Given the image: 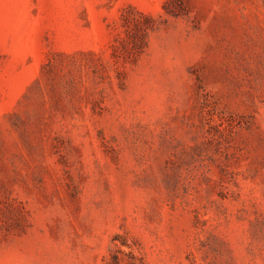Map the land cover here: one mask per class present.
I'll use <instances>...</instances> for the list:
<instances>
[{
	"label": "rangeland",
	"instance_id": "obj_1",
	"mask_svg": "<svg viewBox=\"0 0 264 264\" xmlns=\"http://www.w3.org/2000/svg\"><path fill=\"white\" fill-rule=\"evenodd\" d=\"M0 264H264V0H0Z\"/></svg>",
	"mask_w": 264,
	"mask_h": 264
}]
</instances>
